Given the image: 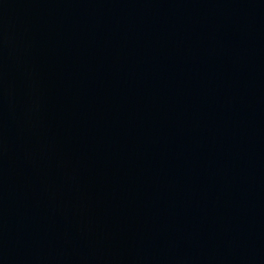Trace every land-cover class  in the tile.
<instances>
[{"label":"water","instance_id":"1","mask_svg":"<svg viewBox=\"0 0 264 264\" xmlns=\"http://www.w3.org/2000/svg\"><path fill=\"white\" fill-rule=\"evenodd\" d=\"M264 184V0H0V264H126Z\"/></svg>","mask_w":264,"mask_h":264}]
</instances>
